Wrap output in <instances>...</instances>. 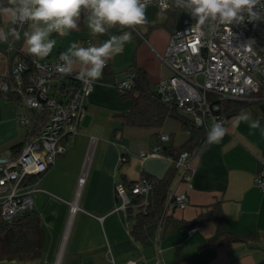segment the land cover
I'll use <instances>...</instances> for the list:
<instances>
[{
    "label": "crops",
    "instance_id": "crops-1",
    "mask_svg": "<svg viewBox=\"0 0 264 264\" xmlns=\"http://www.w3.org/2000/svg\"><path fill=\"white\" fill-rule=\"evenodd\" d=\"M4 6H8L7 0ZM165 20L158 24L157 28L162 29L159 34L151 36L148 31H137L140 35L136 34L134 46L125 45L124 52L109 61L102 79L86 97L78 132L63 138L65 153L57 156L39 177L37 190L31 197L32 209L39 216L44 235L41 254L28 260H1L0 264H259L264 261V190L253 183L258 169L264 167V135L260 129L250 130L244 122L237 126L234 119L247 110L264 128V99L247 101L228 116L225 124L228 132L219 144L205 143L192 150L189 187L176 169L167 197L170 193L183 192L188 203L182 208L174 207L167 204L166 197L164 218L146 228V239L135 240L129 234L131 220L126 209L120 207L121 199L115 196L114 184L118 181L133 184L144 175L162 178L173 167L172 155L143 158L140 152L148 149L159 133L168 135L165 146L173 149L188 137V131L172 117L165 118L160 125L123 124L121 115L129 108L130 100L115 87V82L132 64L146 72L150 90L159 80L169 77L170 69L158 57L164 53L174 30V25ZM12 28L21 38L17 40L9 35L7 42L0 41V76L7 71L14 50H26L23 32L29 30V25H13L0 16V30L7 33ZM120 32L113 28L93 37L83 20V29L73 31L68 37L52 35L57 44L48 57L59 55L72 41L80 43L89 36L98 45ZM19 107L0 95V153L10 150L26 136V127L15 121V115L23 112ZM80 177L82 183L78 181ZM215 202L223 214L224 233L243 236L256 231L260 238L214 244L221 232L215 222L191 223ZM190 228L193 230L189 232Z\"/></svg>",
    "mask_w": 264,
    "mask_h": 264
},
{
    "label": "built area",
    "instance_id": "built-area-1",
    "mask_svg": "<svg viewBox=\"0 0 264 264\" xmlns=\"http://www.w3.org/2000/svg\"><path fill=\"white\" fill-rule=\"evenodd\" d=\"M165 2L168 6L164 9L160 0H153L152 4L163 11H175L180 17V25L171 32L164 53L158 55L170 69V75L156 83L152 95L159 102L174 106L195 125L197 118L202 119L205 122L200 126L205 132L204 145L212 118L225 121V124L227 121L218 100L264 99V0H260L254 9L259 14L258 19L245 13L239 24L220 25L214 33L199 41L191 16L178 7L175 0ZM89 42L94 43V40L87 36L80 44L87 46ZM58 57L34 62L26 50L15 49L7 71L0 76V91L11 94L25 108L15 115V121L27 129L19 152L7 150L0 153V216L5 221L32 209L31 195L37 190L39 177L53 165L57 156L65 153L67 148L63 138L78 132V121L90 90L85 88L76 73L58 72ZM37 63L42 67H37ZM129 80L131 86L124 87ZM133 80L134 73L127 70L115 82V87L119 92L130 90ZM246 80L251 83L246 84ZM28 111L46 115L44 122L31 135L28 132L32 130V119ZM168 140L167 134L159 133L155 142L140 152V156H170L164 153ZM191 156L189 151H182L175 158L170 156L179 178L188 187L193 172ZM78 181L82 183L83 177ZM253 183L264 190V167L258 169ZM150 188L151 182L141 177L129 186L116 182L114 193L121 199L120 207L131 206L133 214L146 206ZM130 195H139L140 202L131 203ZM187 203L188 198L183 192L168 194V205L182 208ZM164 214L163 210L158 223Z\"/></svg>",
    "mask_w": 264,
    "mask_h": 264
},
{
    "label": "clouds",
    "instance_id": "clouds-1",
    "mask_svg": "<svg viewBox=\"0 0 264 264\" xmlns=\"http://www.w3.org/2000/svg\"><path fill=\"white\" fill-rule=\"evenodd\" d=\"M152 3L153 0H7L8 6L0 5V16L13 25H29V30L23 32V43L27 53L37 62L48 57L56 46L57 41L51 38L54 33L68 37L73 31H79L82 14L87 29L95 37L116 27L134 29L146 24V10ZM175 3L195 21L197 41L214 33L220 25L239 24L245 13L259 18L254 9L260 0H175ZM160 5L162 9L168 6L165 0H160ZM9 35L17 40L21 38L12 28L7 33L0 30V41L7 42ZM132 39L131 31H122L98 45L89 42L82 46L72 41L60 52L56 68L62 74L76 73L85 88L91 90L102 79L109 61L122 54ZM37 67L42 66L37 63ZM245 83L250 84L251 80ZM130 86L131 81H126L124 87ZM234 119L237 126L244 122L250 130L260 129L264 135L260 120L253 119L247 110H242ZM195 123L200 127L205 122L197 118ZM227 132L225 121L212 118L205 143L209 146L219 144Z\"/></svg>",
    "mask_w": 264,
    "mask_h": 264
},
{
    "label": "trees",
    "instance_id": "trees-1",
    "mask_svg": "<svg viewBox=\"0 0 264 264\" xmlns=\"http://www.w3.org/2000/svg\"><path fill=\"white\" fill-rule=\"evenodd\" d=\"M0 5H6V0H0ZM83 20L84 15L82 14L79 30L83 29ZM165 21L172 23L174 28L180 25V17L175 11L167 12ZM127 70L134 73V84L130 90L121 91V95L130 100L129 108L121 115L123 124L135 126L160 125L165 118L172 117L180 121L184 129L188 131V137L176 149L171 146H164V153L175 158L182 151L192 152L194 148L201 147L205 140L203 128L197 127L189 117L179 112L174 106L159 102L152 95L153 90L148 87L147 75L143 69L132 64ZM0 95L4 100L20 106L16 98L11 94L0 91ZM245 102L247 101L230 98L218 100L221 112L225 117L236 113ZM28 113L32 119V130L28 132L31 135L44 122L46 115L35 111H28ZM24 140L11 146L10 150L13 153L19 152ZM175 172L176 168L173 164L172 169L162 178L143 176L151 182L146 206L143 209L139 208L133 214L131 206L126 208L127 218L131 220L129 234L135 240L142 241L146 239V228L149 225L157 224ZM124 184L129 186L132 183L127 184L125 182ZM140 200L141 197L139 195L131 197V203H138ZM206 220L215 222L221 229L219 235L214 239V244L216 245L225 242H246L260 238L256 231L243 236L224 233L223 214L218 202L212 204L206 212L199 214L191 224L202 223ZM43 239L44 235L40 219L33 209L16 214L9 221L3 220L0 216V261L28 260L38 257L41 254ZM259 264H264V261Z\"/></svg>",
    "mask_w": 264,
    "mask_h": 264
},
{
    "label": "rangeland",
    "instance_id": "rangeland-1",
    "mask_svg": "<svg viewBox=\"0 0 264 264\" xmlns=\"http://www.w3.org/2000/svg\"><path fill=\"white\" fill-rule=\"evenodd\" d=\"M167 12H169V11L160 10L157 6H155L153 4L149 5L147 10H146L147 23L133 29V32H135L134 33L135 38L130 43H128L126 45L131 44L132 46H134V44L136 43V40L138 39V35H140L137 31H140L141 33H145L148 31V34H151V36H153V34H159L158 32H160L162 29L157 28L158 24H160L162 21H164L166 19ZM118 29H120V28L116 27V30H118ZM128 30L127 29H120V31H121L120 33H122V31H128ZM136 34H138V35H136ZM19 109H21L22 111L25 110V108L21 107V106L19 107Z\"/></svg>",
    "mask_w": 264,
    "mask_h": 264
},
{
    "label": "snow or ice",
    "instance_id": "snow-or-ice-1",
    "mask_svg": "<svg viewBox=\"0 0 264 264\" xmlns=\"http://www.w3.org/2000/svg\"><path fill=\"white\" fill-rule=\"evenodd\" d=\"M194 47V46H193Z\"/></svg>",
    "mask_w": 264,
    "mask_h": 264
}]
</instances>
